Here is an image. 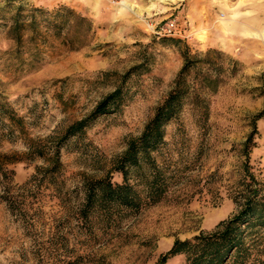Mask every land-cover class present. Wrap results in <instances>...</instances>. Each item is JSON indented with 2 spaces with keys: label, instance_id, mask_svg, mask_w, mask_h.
Masks as SVG:
<instances>
[{
  "label": "rangeland",
  "instance_id": "374dc122",
  "mask_svg": "<svg viewBox=\"0 0 264 264\" xmlns=\"http://www.w3.org/2000/svg\"><path fill=\"white\" fill-rule=\"evenodd\" d=\"M23 1L50 10L71 7L90 18L93 29L78 48L51 37L42 62L25 68L11 58L13 40L0 24V89L27 122L24 133L0 142L3 152L22 154L25 136L59 135L126 76L120 109L98 116L61 148L71 200L81 197L85 177L101 175L128 138L141 132L171 88L185 50L193 54L212 48L232 61L210 96L205 120L186 104L165 125L166 144L157 157L176 171L171 192L156 204L126 213L115 225L100 227L89 264H154L175 238L210 230L234 213L238 206L228 186L239 176L243 142L254 120L250 165L264 181V116L255 118L264 112V0ZM40 164L42 159L10 164L14 182H24ZM42 207L46 216L61 210L49 197ZM22 244L27 241L21 229L0 202V264H14ZM182 261L176 255L167 264Z\"/></svg>",
  "mask_w": 264,
  "mask_h": 264
},
{
  "label": "trees",
  "instance_id": "16d2710c",
  "mask_svg": "<svg viewBox=\"0 0 264 264\" xmlns=\"http://www.w3.org/2000/svg\"><path fill=\"white\" fill-rule=\"evenodd\" d=\"M0 24L7 27L13 40L11 58L25 68L42 62L51 37L78 48L85 44L88 32L93 29L91 19L71 7L60 5L50 10L23 0H4L0 4ZM183 57L171 88L155 106L141 132L128 138L124 149L111 158L101 175L82 180V195L76 200H71L72 191L66 186L61 148L98 116L120 109L125 100L122 82L126 76L59 135L25 136L26 150L18 155L0 149V202L5 204L27 241L19 248L14 264H89L92 240L100 227L115 225L126 213L156 204L171 192L176 171L165 158L157 157L166 144L165 125L179 117L186 104L205 120L210 96L224 81L226 64L232 62L212 48L193 54L185 50ZM262 116L264 112H259L255 118ZM26 123L0 89V142L24 133ZM252 125L243 142L245 160L239 176L227 191L237 203L236 211L210 230L201 229L190 237L175 238L154 264H167L176 255L183 256L180 264H264V181L250 165V152L256 145L255 120ZM36 159H42L43 164L36 165L24 182L15 183L10 164ZM115 174L120 176L119 180L114 179ZM48 197L61 206L60 211L50 216H46L42 207Z\"/></svg>",
  "mask_w": 264,
  "mask_h": 264
}]
</instances>
